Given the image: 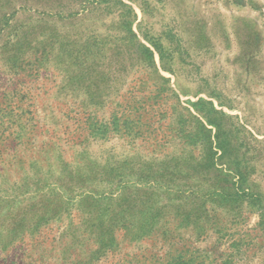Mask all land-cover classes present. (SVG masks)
Returning <instances> with one entry per match:
<instances>
[{"label":"rangeland","instance_id":"374dc122","mask_svg":"<svg viewBox=\"0 0 264 264\" xmlns=\"http://www.w3.org/2000/svg\"><path fill=\"white\" fill-rule=\"evenodd\" d=\"M151 155L259 203L120 199ZM0 264H264V0H0Z\"/></svg>","mask_w":264,"mask_h":264},{"label":"trees","instance_id":"16d2710c","mask_svg":"<svg viewBox=\"0 0 264 264\" xmlns=\"http://www.w3.org/2000/svg\"><path fill=\"white\" fill-rule=\"evenodd\" d=\"M139 47L141 52L146 54L147 59L152 60V52L142 44H139ZM209 118L199 117V119H204L208 126H213L218 130L216 136H214L216 139L214 148L217 149L218 147L220 149L221 142L219 136L222 131L221 125L217 120H209ZM199 119H197L195 132H189L185 127L186 122L180 121L181 128L178 131L177 139L183 144H186L188 140L193 141L196 145L203 144L205 140L204 133L210 134V130L206 129ZM148 160L144 166L136 169L134 180L126 182L117 181L115 192L124 191L129 193V197L125 195L121 196L120 199L124 198L127 200V203L132 202L135 205L138 204L140 207L154 206L158 211L167 210L168 212L175 210L177 212L175 216L184 226L195 225L199 221H202L203 215H207L206 204L208 202L210 204L214 203L216 206L223 204L224 208L227 206L232 207V204L240 200L247 203H259L255 194L246 192L239 194L236 183L232 185L231 190L218 185L204 187L202 181L206 179L211 168L204 167L201 163L195 167H190L188 165L189 161L185 160L184 157L168 155L157 158L151 155ZM219 170L215 171L221 173L222 171ZM69 173L72 172L69 171ZM234 176L236 175L233 174L232 177ZM105 179H108V177H104ZM132 195L140 198L132 200ZM153 196L159 199L154 202ZM160 219V216L156 214L154 216H139V231L147 235L158 226ZM122 226L123 228L126 227L125 225ZM98 240L100 243L109 242V239H103V236L98 238Z\"/></svg>","mask_w":264,"mask_h":264}]
</instances>
